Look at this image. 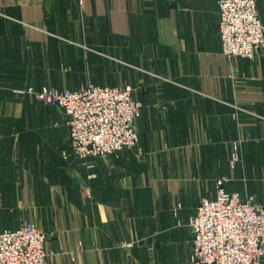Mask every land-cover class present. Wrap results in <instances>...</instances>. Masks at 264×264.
I'll return each instance as SVG.
<instances>
[{
	"label": "crops",
	"instance_id": "1",
	"mask_svg": "<svg viewBox=\"0 0 264 264\" xmlns=\"http://www.w3.org/2000/svg\"><path fill=\"white\" fill-rule=\"evenodd\" d=\"M219 23L217 0H0V233L35 223L48 264H193L218 181L264 205V49L228 61ZM90 85L144 108L135 148L82 165L62 110L15 91Z\"/></svg>",
	"mask_w": 264,
	"mask_h": 264
},
{
	"label": "built area",
	"instance_id": "2",
	"mask_svg": "<svg viewBox=\"0 0 264 264\" xmlns=\"http://www.w3.org/2000/svg\"><path fill=\"white\" fill-rule=\"evenodd\" d=\"M222 55L254 59L264 49V24L257 0H217ZM39 102L68 117L69 147L82 165L89 159L117 156L139 141L136 122L144 104L131 86L90 85L78 91L29 89ZM237 160V157H236ZM217 183L214 200L203 199L190 222L193 264H264V205L229 193ZM2 203L0 200V208ZM49 235L29 220L0 233V264H48L54 252Z\"/></svg>",
	"mask_w": 264,
	"mask_h": 264
},
{
	"label": "rangeland",
	"instance_id": "3",
	"mask_svg": "<svg viewBox=\"0 0 264 264\" xmlns=\"http://www.w3.org/2000/svg\"><path fill=\"white\" fill-rule=\"evenodd\" d=\"M127 86V85H126ZM128 86H130V85H128ZM132 87V86H131ZM44 88H47V89H53V88H50V87H44ZM133 88V87H132ZM29 89H34L35 90V87H29L28 89H25V90H16L15 91V93H17V94H19V93H21V92H25V91H27V90H29ZM43 89V88H42ZM134 89L135 88H133V91H134ZM41 90V89H40ZM56 90V89H55ZM59 91V90H58ZM68 91H70V90H68ZM29 95H31V96H33L34 98H35V96L34 95H32V94H29ZM134 97L137 99V96H135V94H134ZM36 99V98H35ZM47 106V105H46ZM63 112V111H62ZM64 113V112H63ZM65 114V113H64ZM68 118V117H67ZM137 123V122H136ZM68 124V123H67ZM69 134H70V132H69ZM138 135H139V133H138ZM139 139H140V137H139ZM139 142V141H138ZM137 145H138V143H137ZM135 148V147H134ZM133 149V148H132ZM126 150H129V149H125V150H123L122 152H124V151H126ZM121 152V153H122ZM121 153H119V154H121ZM118 154V155H119ZM112 157V156H111ZM203 200V199H202Z\"/></svg>",
	"mask_w": 264,
	"mask_h": 264
}]
</instances>
